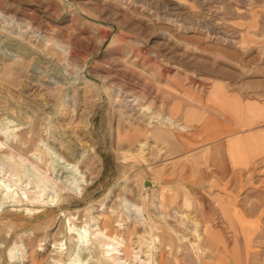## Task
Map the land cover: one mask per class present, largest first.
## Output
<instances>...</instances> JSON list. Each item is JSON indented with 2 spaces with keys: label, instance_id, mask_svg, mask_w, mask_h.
I'll return each mask as SVG.
<instances>
[{
  "label": "rangeland",
  "instance_id": "1",
  "mask_svg": "<svg viewBox=\"0 0 264 264\" xmlns=\"http://www.w3.org/2000/svg\"><path fill=\"white\" fill-rule=\"evenodd\" d=\"M258 104L264 0H0V178L68 196L0 206V264H100L97 237L69 259L67 213L122 264H264V160L232 150Z\"/></svg>",
  "mask_w": 264,
  "mask_h": 264
},
{
  "label": "bare ground",
  "instance_id": "2",
  "mask_svg": "<svg viewBox=\"0 0 264 264\" xmlns=\"http://www.w3.org/2000/svg\"><path fill=\"white\" fill-rule=\"evenodd\" d=\"M168 120V119H167ZM169 121V120H168ZM172 122V121H171ZM175 122V121H174ZM163 124V123H162ZM165 124H166V122H165ZM168 124V123H167ZM166 124V125H167ZM171 124V123H170ZM178 124V123H177ZM169 125V124H168ZM176 125V124H175ZM170 126H173V125H170ZM169 126V127H170ZM177 126V125H176ZM180 128V127H179ZM159 134V133H158ZM259 135V134H258ZM173 136V135H172ZM260 136V135H259ZM181 137V136H180ZM170 138V137H169ZM15 139H16V137H15ZM175 140H176V138H174ZM259 138H250V140H258ZM178 140V139H177ZM210 140H212V138H210ZM183 141V140H182ZM186 142H185V144L184 145H182L183 147H185L186 148V144H189V142L187 141V140H185ZM206 140H203L202 142H205ZM207 142V141H206ZM141 144V143H140ZM167 144V143H166ZM204 144H206V145H210V144H208V143H204ZM203 144V145H204ZM142 145H144V144H142ZM180 145V144H179ZM217 146H220V145H217ZM144 147V146H143ZM174 148H176L175 146H174ZM213 149H215V147L214 148H212V149H210V150H208V151H205V152H203V153H201V154H199V155H195V159H197V158H200V159H207V160H210L209 161V164H208V166L209 165H214L215 164V162H216V158L215 157H213V156H210V153L211 152H213ZM36 151H39L40 153L42 152L41 150H39L38 148L36 149ZM179 154V153H178ZM177 156V155H176ZM175 156V157H176ZM238 162V161H237ZM241 163H243V162H238V164H241ZM17 173V172H16ZM22 174V173H21ZM17 175V174H16ZM20 176V175H19ZM83 176V175H82ZM82 178V177H81ZM83 181V180H82ZM84 181H85V179H84ZM39 183H40V181H39ZM84 183V182H83ZM29 184V183H28ZM16 185V183H14V184H5L2 180H1V178H0V206H4V205H6V204H11V206H15V205H17V204H20V203H22L23 201H22V199H25L26 200V203L28 204V205H26V207H25V209L27 210V211H29V212H31V211H33V210H35V209H39V208H41V207H43L44 206V208L45 207H47V203L48 202H50V203H56V206L58 207L59 205H61L62 203H67V201H68V196L66 197H62L61 195L58 197L57 195H53V196H49V195H47V196H45V188L46 187H42V186H39L38 184H37V187L38 188H40L41 187V190H38V191H34L33 192V194L34 195H32V194H30V195H28L27 194V192L26 191H28V190H26V191H23V194L25 195V198H22V196L20 197V195L17 193V192H15V190L14 189H12V186H15ZM35 185V184H34ZM144 186L145 187H147V186H150V183H144ZM30 188V187H29ZM37 189V188H36ZM82 189V188H81ZM80 189V190H81ZM83 190V189H82ZM81 190V191H82ZM133 190V189H132ZM62 191V190H61ZM29 192V191H28ZM138 195V194H137ZM122 196V195H121ZM61 198H63V199H61ZM70 203V202H69ZM18 206V205H17ZM222 209V208H221ZM45 211V210H44ZM221 212H222V210H221ZM76 215V214H75ZM66 217L67 216H69V217H72L71 219H69V218H67V222H68V232H67V234L69 235L68 236V238L70 239V241L71 242H73L71 245H73L74 246V248H75V250H73V251H71V248H72V246L70 247V253H69V259H71V261H73L75 258H79V253H80V251L81 250H83V247H84V244H89V245H94L93 244V239H95L96 237H97V239H99V238H103L104 240L106 239L108 242H98V245L97 246H99V247H101V250H102V252H101V254H102V257H103V261L101 262L100 261V264H122L123 262H121V258H119L118 257V255H125L124 254V252L125 253H127L128 252V249H127V247H125V246H123L121 249L119 248V251H121V253H119V254H117L116 252V250H117V248L116 247H114L113 245H119V246H121V244H119V243H116L115 242V238L114 237H111V236H109L108 235V233H107V230H103V231H100V230H98L97 228L95 229V230H93V231H91L90 229H89V227L87 226V222H85V223H83L82 224V222H81V225H79V226H76L75 224H74V222H73V220H75V219H73L74 218V216H72V215H70L69 213H67L66 215H65ZM203 217H204V215H203ZM77 218V217H76ZM206 222H208V221H206ZM206 222H204V223H206ZM227 223H228V221H226ZM109 224V223H108ZM206 224H208V223H206ZM205 224V227L203 228V233H205L206 235H208V237H213L212 235H211V232H210V228H209V226H207ZM229 225V224H228ZM241 226H243V225H241ZM244 227V226H243ZM248 227V226H247ZM107 228H109V227H107ZM231 229V228H230ZM251 229V228H250ZM249 229V230H250ZM251 231V230H250ZM94 232H96L95 234H94ZM244 232V231H243ZM249 232V231H248ZM56 234V233H55ZM213 234V233H212ZM248 234H250V233H248ZM164 237V236H163ZM211 239V238H210ZM178 242V241H177ZM178 244V243H177ZM56 245V243L54 242V246ZM88 245V246H89ZM95 246V245H94ZM96 246V247H97ZM110 246H111V248H110ZM113 246V247H112ZM61 250H62V248L60 249L59 248V246L57 247V248H55L54 247V249H53V251H57L58 253H61ZM32 251H36V249L35 250H32ZM124 251V252H123ZM96 254V253H95ZM99 258V257H98ZM87 261V260H86ZM125 261H127V259L125 260ZM124 261V262H125ZM68 264H72L71 262H69Z\"/></svg>",
  "mask_w": 264,
  "mask_h": 264
},
{
  "label": "crops",
  "instance_id": "3",
  "mask_svg": "<svg viewBox=\"0 0 264 264\" xmlns=\"http://www.w3.org/2000/svg\"><path fill=\"white\" fill-rule=\"evenodd\" d=\"M253 108H258L260 111H264V105H260V104H258L256 106L254 105V107H252L251 109H253ZM251 109L245 108V109H242V111L246 113V112L250 111ZM238 115L239 114L236 113L232 117V123H230V122L226 123L225 120H223L221 118H216L217 120L219 119L220 121H223L230 128V131L226 133L227 135L226 134L218 135L219 137L232 136L233 134L236 136L238 134H241L244 130L249 129L250 119L247 116H244V117L241 116L240 117ZM262 132H264V129L258 131L254 136H252L250 134V136L243 135L242 137H238V138H243V140L234 141V143L232 145L233 146V148H232L233 153H239L240 155H242V157H240V158L243 159L244 158L243 156H244L246 151H250L252 148L256 149L259 146V148H258L259 152L257 151L258 152L257 158H259L260 160H264V151H263L264 150V143L261 144L262 141H260V139H258L259 141L250 140V138H262L261 135L260 136L258 135ZM207 139L208 138H204L203 140H206L207 142L205 141V143L210 144L209 146H211V147L213 145H220V144L223 145L222 143H219L218 141L223 140L224 138H213L212 140H210V139L207 140ZM226 144H227V142H226ZM209 146H207V147H209ZM220 146H216L217 149H219ZM241 151H243V153Z\"/></svg>",
  "mask_w": 264,
  "mask_h": 264
}]
</instances>
